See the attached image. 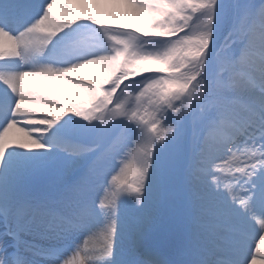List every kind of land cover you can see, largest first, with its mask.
<instances>
[{"label":"snow or ice","instance_id":"snow-or-ice-1","mask_svg":"<svg viewBox=\"0 0 264 264\" xmlns=\"http://www.w3.org/2000/svg\"><path fill=\"white\" fill-rule=\"evenodd\" d=\"M0 264H264V0H0Z\"/></svg>","mask_w":264,"mask_h":264},{"label":"rangeland","instance_id":"rangeland-1","mask_svg":"<svg viewBox=\"0 0 264 264\" xmlns=\"http://www.w3.org/2000/svg\"><path fill=\"white\" fill-rule=\"evenodd\" d=\"M113 22H114V23H129V24L132 23V21H130V20H125L123 17H122L121 19H119V20H114Z\"/></svg>","mask_w":264,"mask_h":264}]
</instances>
